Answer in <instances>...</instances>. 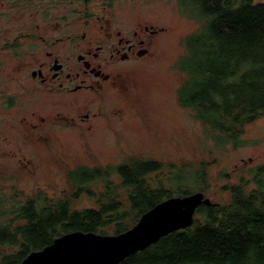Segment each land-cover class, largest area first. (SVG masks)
Here are the masks:
<instances>
[{
    "label": "trees",
    "instance_id": "1",
    "mask_svg": "<svg viewBox=\"0 0 264 264\" xmlns=\"http://www.w3.org/2000/svg\"><path fill=\"white\" fill-rule=\"evenodd\" d=\"M177 2L184 15L201 24L186 36V53L177 62L185 74L178 100L209 127L219 145L245 146L246 126L264 115V0ZM208 168L205 160L194 167L133 156L115 165L69 171L72 198L39 192L24 200L22 192L12 191V197L0 201V217L12 214L0 222V264H18L68 232H123L166 198L191 189L205 193ZM220 177L230 181L232 173L223 171ZM222 190L228 199L201 205L191 226L121 264H264V161L243 168L238 181ZM83 195L94 205L74 208L72 199ZM5 247L13 250L3 252Z\"/></svg>",
    "mask_w": 264,
    "mask_h": 264
},
{
    "label": "rangeland",
    "instance_id": "2",
    "mask_svg": "<svg viewBox=\"0 0 264 264\" xmlns=\"http://www.w3.org/2000/svg\"><path fill=\"white\" fill-rule=\"evenodd\" d=\"M57 2L60 17L68 9L74 18L75 31L87 32L91 38H104L108 32L127 31L135 26L142 29L148 25L161 31L151 36L147 45L151 53L147 58L118 62L110 69L119 66L129 69L121 70L120 77L114 73V84L106 83L99 94L88 93L82 100L75 99L76 103L87 102L88 109L98 112V116L92 115L84 125L74 128H54L57 133H72L64 132L61 139L57 135L43 136L40 141L46 144L43 141L25 150V162L30 160V166L11 164L4 169L7 174L0 176V201L12 197L14 190L3 180L20 182L17 188L23 190L22 198L38 196L39 192L52 199L72 198L68 170L81 165H115L138 156L177 165L190 163L194 167L207 161L210 186L205 193L218 202L229 198V193L222 190L225 184L236 183L243 168L264 161V115L246 126L247 145L234 148L231 144L219 145L209 127L196 119L194 111L180 104L178 88L185 74L178 70L177 62L186 53V36L197 31L201 24L184 15L177 0H115L112 5L103 0L90 4L78 0ZM87 16L91 17L90 24L79 25V17ZM103 20L108 21L104 24ZM65 28L60 19V35ZM223 171L232 173L230 181L220 177ZM161 174L166 176L164 171ZM162 178L168 184L167 177ZM167 187L171 189V185ZM194 191L197 190L191 189ZM72 205L81 209L94 204L83 195L72 199ZM11 217L12 214L0 217V222ZM113 232L107 234H116Z\"/></svg>",
    "mask_w": 264,
    "mask_h": 264
},
{
    "label": "flooded vegetation",
    "instance_id": "3",
    "mask_svg": "<svg viewBox=\"0 0 264 264\" xmlns=\"http://www.w3.org/2000/svg\"><path fill=\"white\" fill-rule=\"evenodd\" d=\"M90 18L79 17V25H89ZM60 19L66 25L61 35ZM74 25L68 9L60 17L57 0H5L0 4V176L7 174L4 169L11 164L30 166L25 150L41 145L43 136L61 139L64 132L72 133H57L54 128H74L98 116L87 102L80 104L75 99L99 94L106 83L114 84L113 74L120 77L121 70L129 69H110L118 62L147 58L151 36L161 31L135 26L91 38L87 32L75 31ZM3 181L9 182L13 192L19 191L20 182Z\"/></svg>",
    "mask_w": 264,
    "mask_h": 264
},
{
    "label": "water",
    "instance_id": "4",
    "mask_svg": "<svg viewBox=\"0 0 264 264\" xmlns=\"http://www.w3.org/2000/svg\"><path fill=\"white\" fill-rule=\"evenodd\" d=\"M203 204H214L203 191L172 196L145 211L123 232H68L44 248L31 251L18 264H121L163 237L191 226Z\"/></svg>",
    "mask_w": 264,
    "mask_h": 264
}]
</instances>
